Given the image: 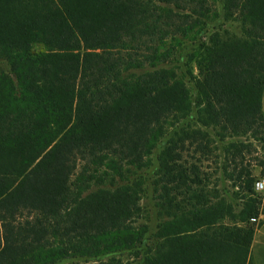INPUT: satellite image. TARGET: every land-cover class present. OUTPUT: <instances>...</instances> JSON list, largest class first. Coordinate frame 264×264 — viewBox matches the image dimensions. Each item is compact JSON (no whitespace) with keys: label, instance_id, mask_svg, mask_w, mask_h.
Here are the masks:
<instances>
[{"label":"trees","instance_id":"16d2710c","mask_svg":"<svg viewBox=\"0 0 264 264\" xmlns=\"http://www.w3.org/2000/svg\"><path fill=\"white\" fill-rule=\"evenodd\" d=\"M225 2L247 39L212 38L200 54L201 113L264 153V0ZM159 3L200 17L212 11L207 0H0V60L10 67L0 72V264H55L142 242L140 185L114 182L143 167L158 126L191 106L185 82L164 66L167 38L186 35L192 17ZM198 136L196 151L206 152ZM176 150L165 151L159 206L168 220L144 264H250V221L264 214L253 163L233 160L234 186L248 196L235 212L194 188L205 180L200 167L178 163L186 149ZM255 164L264 177V157ZM106 181L115 188H93Z\"/></svg>","mask_w":264,"mask_h":264},{"label":"rangeland","instance_id":"374dc122","mask_svg":"<svg viewBox=\"0 0 264 264\" xmlns=\"http://www.w3.org/2000/svg\"><path fill=\"white\" fill-rule=\"evenodd\" d=\"M207 3L212 10L208 17H200L197 14L178 9L171 4H157L161 10L167 8L175 14L186 13L192 17V28L188 24L185 25V29L188 30L186 35L180 33L167 38L166 46L167 48L171 47L172 54L169 64L164 66L173 70L185 82L190 93L191 106L189 112L183 117H170L158 126L156 141L143 167H130L129 173L125 175L123 180L118 179L114 182V186L133 182H138L140 185L139 205L141 212L135 226L146 232L142 242L132 249L99 257L71 256L61 259L55 264H85L87 262L106 261L112 258L121 261L122 264H144L145 258L149 254H153L159 242H161L157 234L159 227L168 220L164 210L159 206L161 204L160 197L164 192L163 186L166 179L164 161L165 151L168 148L172 147L174 150L177 148L176 153L185 148V151L182 152L181 150L182 159L178 163L188 167H192V165L200 167V174L205 178L200 186H194V188L196 190L203 189L215 203L223 199L225 203L234 207L235 212H240L245 207L248 196L234 186L237 173L234 171L235 164L233 160L236 159L240 163L243 161L239 166L244 165L245 167H249V164L253 163L250 168L253 170L255 181L258 179L264 180L262 168L255 164V161L264 157L263 150L257 142L246 135L228 136L217 126L206 123L201 113L202 105L198 90L199 75L197 67L200 54L207 46L212 44V38L214 40L231 39L241 41L247 39L246 26L235 16L232 17L228 14L225 0H207ZM40 48L41 46H36V49ZM0 72H10V67L4 60H0ZM141 72L140 70H134L132 73L138 75ZM262 101L264 111V92ZM194 133L197 136H193ZM199 133L205 135V144L208 141L206 152L196 151V145L202 142V139L198 136L201 135ZM183 134L191 136L185 138V147L181 148L178 143ZM250 141H253L256 147L249 148L250 152L248 149H241L242 143L247 145ZM233 173H235L234 176ZM114 186L111 187L110 182L106 181L93 188L113 189ZM259 196L264 197V195L256 192V197L259 198ZM262 209L263 207H261V211ZM250 222L251 224L255 223L256 232L257 228L264 225V214H260L257 221L251 220ZM261 255L264 257V252H261ZM249 261L250 264H255L251 261L250 254Z\"/></svg>","mask_w":264,"mask_h":264},{"label":"crops","instance_id":"0c3cea01","mask_svg":"<svg viewBox=\"0 0 264 264\" xmlns=\"http://www.w3.org/2000/svg\"><path fill=\"white\" fill-rule=\"evenodd\" d=\"M264 252V225L257 228L251 248H250V259L255 264H264V257L261 255Z\"/></svg>","mask_w":264,"mask_h":264},{"label":"built area","instance_id":"2783aa9c","mask_svg":"<svg viewBox=\"0 0 264 264\" xmlns=\"http://www.w3.org/2000/svg\"><path fill=\"white\" fill-rule=\"evenodd\" d=\"M254 189L256 192L264 195V180L263 179H258L255 181ZM253 221H257L256 219H252Z\"/></svg>","mask_w":264,"mask_h":264}]
</instances>
